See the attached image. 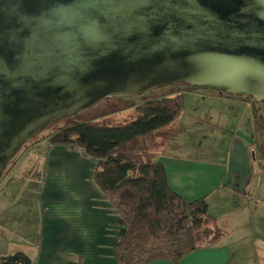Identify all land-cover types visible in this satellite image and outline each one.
Masks as SVG:
<instances>
[{
  "label": "water",
  "instance_id": "95a60500",
  "mask_svg": "<svg viewBox=\"0 0 264 264\" xmlns=\"http://www.w3.org/2000/svg\"><path fill=\"white\" fill-rule=\"evenodd\" d=\"M176 83L264 102V0H0V182L53 122Z\"/></svg>",
  "mask_w": 264,
  "mask_h": 264
},
{
  "label": "rangeland",
  "instance_id": "374dc122",
  "mask_svg": "<svg viewBox=\"0 0 264 264\" xmlns=\"http://www.w3.org/2000/svg\"><path fill=\"white\" fill-rule=\"evenodd\" d=\"M178 93L183 95L184 100L180 117L172 126L159 132L157 141L151 143L149 148L161 152L160 159L168 168L167 173H170L172 180L177 178L172 187L176 192L189 201L204 198L209 206V214L216 217L219 227L223 225L230 228L227 237L234 249V260L238 262L239 257L243 258L239 261L258 263L261 258L257 256L259 244L255 241V235L264 237V216L261 214L258 218L256 215L253 220L250 213L246 216L247 211L241 217L242 227L235 229L233 226L236 221L231 219L238 207H246L254 197L257 183L253 189L246 187L245 193L242 189L235 191L230 180L237 175L238 164L233 163L232 151L237 147L238 136L247 139L250 146L253 145L251 162L254 161V167L264 176L261 168V163L264 165L261 124L257 127V147L254 142V113L258 115L259 122H264V103L253 98L243 99L220 93L208 87H193L187 83L161 86L137 96L105 98L72 117L53 122L28 141L9 164L0 182V209L5 216L12 218L8 227L0 228V246L4 237L7 241L13 239L14 243L17 238L22 245L25 244L23 241L28 245L39 237L41 210L38 200L45 180L39 176L41 172L36 174V170H39L37 168L33 172L36 174L33 176L35 179L28 177V171L23 172L34 165L35 160L32 159L37 148L40 146L38 151L47 148V138L53 131L72 120L99 119L109 125L126 123L133 119L136 105ZM76 172L78 173L77 170ZM67 180L74 181V177L71 175ZM217 201H222L224 210L233 211L222 220L214 215L219 212L216 208ZM259 221L261 225L258 227Z\"/></svg>",
  "mask_w": 264,
  "mask_h": 264
},
{
  "label": "trees",
  "instance_id": "16d2710c",
  "mask_svg": "<svg viewBox=\"0 0 264 264\" xmlns=\"http://www.w3.org/2000/svg\"><path fill=\"white\" fill-rule=\"evenodd\" d=\"M183 106L181 93L162 96L136 105L133 119L126 123L72 120L47 138L46 150L54 145H77L97 159L94 181L119 215L114 245L119 264L178 261L226 234L209 214L204 198L189 201L172 188L160 151L149 148L159 132L177 122ZM34 160L27 175L41 172L44 178L46 157ZM0 264L36 263L19 250L0 253Z\"/></svg>",
  "mask_w": 264,
  "mask_h": 264
},
{
  "label": "crops",
  "instance_id": "0c3cea01",
  "mask_svg": "<svg viewBox=\"0 0 264 264\" xmlns=\"http://www.w3.org/2000/svg\"><path fill=\"white\" fill-rule=\"evenodd\" d=\"M257 137L256 131L254 134L256 147ZM39 147L33 158L47 159L43 178L45 181L42 183L38 200L41 210L39 237L28 245L26 241H23L25 244L22 245L16 237L15 243L13 239L7 241L4 237L1 239L0 253L9 254L21 250L35 259L36 264H74L73 262L119 264L114 250L119 215L110 199L94 181L97 159L77 145H54L43 151H38ZM251 154L254 155L253 145L250 146L247 139L238 136L237 147L232 151L233 163L238 164L237 175L230 180V184L232 187L235 186L237 192L242 189L247 193L246 187L253 189L256 183L257 189L246 207L242 209L238 207L234 211L231 218L236 221L234 229L242 227L241 217L247 211L246 216L251 214L253 220L256 215L258 218L261 214L264 216V176L254 167V161L251 162ZM261 168L264 171L262 163ZM29 170L31 169H26L23 173ZM71 175L74 181L67 180ZM28 177L35 179L33 176ZM168 178L173 187L177 178L172 180L170 173ZM216 205L219 212H215L214 215L218 220L224 219L232 211L224 210L222 201H217ZM11 222L12 218L5 216L0 209V228L8 227ZM257 225L259 227L261 222L259 221ZM221 228L226 230V235L210 246L198 248L178 261L158 259L146 264H264V237L255 235V241L259 244L257 256L261 258L258 263L239 261L243 259L239 257L237 262L234 260V249L227 237L230 228L223 225Z\"/></svg>",
  "mask_w": 264,
  "mask_h": 264
},
{
  "label": "flooded vegetation",
  "instance_id": "af4514ba",
  "mask_svg": "<svg viewBox=\"0 0 264 264\" xmlns=\"http://www.w3.org/2000/svg\"><path fill=\"white\" fill-rule=\"evenodd\" d=\"M228 95H229V94H228ZM237 97H241V98H243V99H244V98H252V97H250V96H237ZM261 102H262V101H261ZM263 103H264V102H263ZM254 117H255L256 131H257V133H258L259 130H257V127L260 126L259 124H261V126L264 127V122H263V121H261V122L258 121L259 119H258V115L256 114V112L254 113ZM260 119H262L261 116H260ZM262 127H261V130L263 129ZM258 128H259V127H258ZM261 137H262V134H261ZM261 139H262V138H261Z\"/></svg>",
  "mask_w": 264,
  "mask_h": 264
},
{
  "label": "built area",
  "instance_id": "2783aa9c",
  "mask_svg": "<svg viewBox=\"0 0 264 264\" xmlns=\"http://www.w3.org/2000/svg\"><path fill=\"white\" fill-rule=\"evenodd\" d=\"M74 264H78L77 262H73Z\"/></svg>",
  "mask_w": 264,
  "mask_h": 264
}]
</instances>
